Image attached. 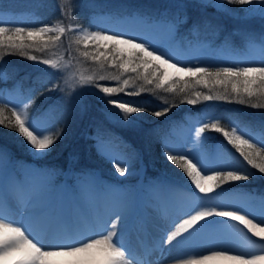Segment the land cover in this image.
<instances>
[{
  "label": "trees",
  "instance_id": "trees-1",
  "mask_svg": "<svg viewBox=\"0 0 264 264\" xmlns=\"http://www.w3.org/2000/svg\"><path fill=\"white\" fill-rule=\"evenodd\" d=\"M62 1L65 3L57 0H0L2 10L34 13L0 14V20L10 28L40 27L63 19L61 6L70 17L64 21L67 27L70 23L84 24L93 15L111 13L115 17L122 13H142L151 19L177 24L180 39L185 44L209 41L217 48L239 51L245 50L251 43H259L264 47V19L258 15L246 14L244 9L248 6L245 5L223 3L221 7H217L220 3L215 0H70L68 4L67 0ZM184 13L188 14L186 21L182 20ZM55 34L60 35L58 41H48L46 48L41 44L28 49L30 54L36 55L40 60L52 61L65 60L73 54L82 69L102 73L103 77L90 79L94 88H87L82 101L69 100L68 83L64 82L62 75L54 68L55 65H44L13 50L0 49V53H3L0 57V107L7 105L3 116L10 117V110L14 107L9 94L19 93L23 98L30 99L24 109L29 120H34L39 125L45 123L50 131H63L61 138L46 155L35 157L22 136L0 125V143L21 161H31L39 167L59 172L60 178L68 169L72 171V176H83L97 169L103 173L104 182L133 187L135 190L141 172L122 177L114 166L118 156H123L131 161L137 159L132 168L139 169L143 163L145 184L170 180L181 187L196 191L186 174L168 161L165 155L166 150L172 151V154L186 153L170 135L169 129L173 125L189 119L193 123H200L202 127L217 123L227 131L243 128L248 130V138L264 147V107L242 104L235 96L228 100L221 99L216 90L191 80L186 87L183 81L172 83L173 77L162 88L148 84L144 80L145 73L142 69L137 72H124L112 65L108 50L97 51L94 46L85 45L76 35L68 33V30L63 34ZM85 51L99 56V59L93 60L92 55L85 57ZM100 52L104 55H100ZM110 64L114 68L109 67ZM209 66L221 67L213 64ZM184 77L187 79L186 75ZM125 80L128 81L127 85L124 84ZM97 85L121 89L117 93L108 94V99L146 108L147 111L122 113L107 103ZM196 92H200L202 96L212 95L214 99L197 98ZM190 99H197V103H188ZM253 103L257 101L254 100ZM164 107L170 108L165 115H151L153 112L162 111ZM117 114L128 116L130 125H123L120 118L115 119ZM200 136L209 147L222 143L220 146L226 150L230 163V169L224 168L225 170L244 168L239 161V152L222 133L206 129ZM99 140L111 143L117 141V145L112 147L110 153L98 146ZM247 169L252 173L249 180L225 183L216 190L242 192L250 196L264 194V174L257 169ZM105 171L109 174H105Z\"/></svg>",
  "mask_w": 264,
  "mask_h": 264
},
{
  "label": "snow or ice",
  "instance_id": "snow-or-ice-1",
  "mask_svg": "<svg viewBox=\"0 0 264 264\" xmlns=\"http://www.w3.org/2000/svg\"><path fill=\"white\" fill-rule=\"evenodd\" d=\"M228 4L245 5L246 14L258 15L264 19V0H226ZM217 4V7H221ZM228 11V9H224ZM66 31L64 27H50L48 25L40 27H15L10 28L0 20V49H10L18 52L19 55L28 59L42 63L44 65H54L52 60H40L36 55L30 54L28 49H33L39 45L44 48L48 46V41H58L60 35ZM82 42L87 45L95 43L96 50L101 47L108 50V55L112 57L111 63L119 67L124 72H137L143 70L144 80L148 84H155L157 87H164L169 81L167 68L175 70L176 75L172 78V83L183 81L185 87L188 81L203 84L205 87L216 90L219 98L228 100L235 96L240 103L249 104L253 107H264V66L260 67H210L197 66L188 62V66H182L185 62L177 60L173 62V57L169 52L157 47L150 37L129 36L125 33L110 34L109 31L90 32L81 28ZM46 37V39H45ZM121 45L130 46L131 51L125 52ZM43 50V49H41ZM3 53H0L2 57ZM92 55L88 51L84 56ZM100 55H104L100 52ZM107 58V57H106ZM93 60L99 56L92 55ZM167 66V67H165ZM180 74H185L187 79ZM252 74H257L253 76ZM125 80L124 84L127 85ZM100 92L104 94L107 103L118 108L122 113L133 114L140 111H147L146 108L131 106L129 103L119 102L115 99H108V94L117 93L121 89L97 85ZM51 90V89H50ZM197 98L212 100V95H201L196 92ZM257 103H253V101ZM188 103L195 105L197 99H190ZM27 107V105H25ZM7 105L0 107V125L16 131L24 138L27 148L35 155H42L51 150V147L63 135L62 130L50 131L40 126L36 121L29 120L28 116L16 107L11 108V116L4 117L3 113ZM170 110L164 107L162 111L151 113L156 117L165 115ZM125 122H130L128 116L123 117ZM7 120V123H6ZM206 129H212L223 134L227 141L233 145L243 160L252 169H257L264 174V147L258 146L251 138L240 134L236 128L231 131L219 127L217 123L205 124L199 128L197 135L204 133ZM6 151L0 146V152ZM167 160L178 166L190 179L191 183L198 190V198L209 199V194L223 184L229 182L247 181L252 173L247 168L235 170H215L209 169L199 161L193 162L195 156L190 158L189 154H172V151L165 152ZM120 176L129 173L128 166L121 167L120 163L115 165ZM205 172L210 174L205 175ZM211 182V183H209ZM203 194V196H199ZM121 212H113L112 217L103 221L111 230H105L95 238L86 237L79 240H71L66 236L58 234L60 225L67 223V218L57 212L40 218L43 225L49 231V236L45 237L35 230L29 216L22 220H11L0 211V264H91L100 257L99 264H132L129 259L131 252L126 251L125 246L118 238L117 226L121 224ZM175 231L166 237V243L189 239L201 229L210 227L213 224L226 223L228 219L239 222L248 232L264 240V218L260 223L249 215L243 214L242 210H227L220 206L204 207L197 205L185 213ZM219 217L225 220H214ZM199 226V227H197ZM188 233V236H184ZM219 249V250H216ZM224 259L235 261L237 264H264V249L257 254H235V249L229 241H221L214 244L207 251L206 255H196L187 259L174 258L175 264H208L209 261Z\"/></svg>",
  "mask_w": 264,
  "mask_h": 264
},
{
  "label": "rangeland",
  "instance_id": "rangeland-1",
  "mask_svg": "<svg viewBox=\"0 0 264 264\" xmlns=\"http://www.w3.org/2000/svg\"><path fill=\"white\" fill-rule=\"evenodd\" d=\"M62 4L65 3L62 0H57ZM70 0L66 1V4ZM217 3L223 4L226 3V0H215ZM61 16L63 19L56 20L54 22H48L47 24L50 27H64L68 30V33H72L78 37L79 40H82L81 28L86 29L90 32L95 31H109L110 34L121 33L120 29L127 27L132 30L134 33L140 34L142 37H150L155 45L165 51H173L176 60L184 61L185 63L182 66H188V62L197 64V66H209L219 65L221 67H231V66H240V67H258V64L262 62L264 66V47L259 43L248 44L245 50L239 51V53H232L231 51H226L221 48H217L209 41L204 42H191L185 44L180 39L178 25L169 21L151 19L148 15L142 13H122L113 17L111 13H104L101 15H93L87 20L84 24H73L67 27L64 23L65 20H69L68 12L66 9L62 8ZM0 14H16V15H31L34 14L30 11L23 10H2L0 9ZM36 14V13H35ZM183 21H186L188 14H183ZM187 15V16H185ZM42 25V26H44ZM90 45L96 48L95 43H89ZM122 49L125 52L131 51L130 46L121 45ZM101 51H106L107 49L101 47ZM55 69L59 74L64 78V82L68 83V96L67 99L75 101H82L84 99L87 88L94 86L91 84V80L97 77H103L102 73L90 72L79 64L77 57L71 54L66 57L65 60L59 59L54 61ZM249 62V63H248ZM253 62V63H252ZM261 64H259L260 67ZM109 67L114 68L111 64ZM167 67V66H165ZM169 79L176 75L174 69L167 68ZM184 76L185 74H180ZM11 103L18 109V111L24 112L28 106L30 99L23 98L19 93L10 95ZM119 101V100H118ZM121 102V101H119ZM113 115V114H112ZM115 119L121 120V123L125 126H129V122H125L121 114L115 115ZM42 127L46 128L45 123H41ZM200 123H185L182 128H175L173 134H176L178 140L176 142L180 145L181 148H184L185 152L189 154L190 158L195 156L194 163L199 161L203 165H206L209 169L215 170H225L230 169L229 159L226 156V150L223 149L220 145L222 143L216 144L213 147H209L204 144L202 138L197 135L199 128H201ZM240 134L245 135L247 138L248 130H243V128H236ZM182 133V137H179L177 134ZM109 136V135H107ZM108 140V139H107ZM115 142H109L105 140H99L98 146L102 150L110 152L114 146L117 145ZM111 143V144H110ZM0 146L6 149L4 152H0V172L6 171L9 172L10 176L13 178L14 183L18 184V190L22 193H26L29 189L39 188V189H59L62 184H66L70 189L75 190V195L83 199H93L94 196L102 197L103 199H109L110 203L116 206L118 209L124 211H130L134 205L136 198H140L144 208L156 210L159 209L164 202L171 199L183 200L188 204L187 212L194 208L197 205H202L204 207H217L226 208L227 210H242L243 214L249 215L250 218L256 220L257 223H260L261 219L264 218V194L258 196H253L245 194L242 192H228V191H217L216 189L209 194L213 201L201 200L198 198V190L194 191L191 188H185L178 185L175 181H158V182H149L143 186L142 178L139 181V185L134 188H129L124 185L117 183H108L103 181V173L97 169H93L83 176L73 175L70 169L64 171L63 177H59V172H54L46 167H39L34 162L31 161H21L16 157L13 152L4 147L0 143ZM32 152V151H31ZM47 153V152H46ZM35 155V157H41L46 155ZM112 153V152H110ZM121 154V153H119ZM236 155V153H234ZM72 158V156H70ZM119 159V160H118ZM115 165L120 163L121 167L128 166L129 173L126 175H137L138 171L142 172L143 163H141L140 168H132L134 162L128 160L123 156H118ZM240 163H243L244 168H251L243 160V157L239 156ZM114 165V166H115ZM255 170V169H254ZM109 174V172H104ZM210 174L205 172V175ZM120 175V174H118ZM105 177V176H104ZM40 179V180H38ZM73 179V180H72ZM249 180V179H248ZM211 183V182H209ZM144 187V188H143ZM22 188V189H21ZM143 193H142V192ZM23 194V193H22ZM24 195V194H23ZM21 196V195H20ZM203 196V194H199ZM214 196V197H213ZM131 204V205H130ZM173 220L172 217L168 218ZM214 220L223 221L225 218L215 217ZM174 223V222H173ZM230 227H239V222L228 219V222L223 223ZM208 227L203 228V231H206ZM200 235V234H198Z\"/></svg>",
  "mask_w": 264,
  "mask_h": 264
},
{
  "label": "bare ground",
  "instance_id": "bare-ground-1",
  "mask_svg": "<svg viewBox=\"0 0 264 264\" xmlns=\"http://www.w3.org/2000/svg\"><path fill=\"white\" fill-rule=\"evenodd\" d=\"M120 32L129 36H141L130 30V26L120 29ZM167 52L175 57L173 51ZM18 187L9 172H0V211H4V215L11 220H22L31 216L33 227L45 237L49 236V231L40 218L53 213L59 212L67 218V223L59 226L58 234L71 240H79L86 237L95 238L105 230H111L103 221L114 219L113 212H121L123 215L121 224L117 226V235L126 251L131 252L129 259L132 264H175L176 257L187 259L206 255L210 247L225 240L231 243L235 254L258 255L264 249V240L248 232L241 224L238 228L223 223L213 224L206 231L201 229L187 240L178 237L180 243H166V237L175 231V227L183 218H186L187 203L176 198H169L156 210L144 208L140 198H136L130 211H124L112 205L106 198L94 196L93 199L87 200L77 197L75 190L66 184L55 190L28 189L26 193L22 192L24 195ZM85 202H88L89 206ZM170 217L173 220H169ZM184 236H188V233H184ZM99 260L100 257L96 256L91 264H99ZM208 264L237 262L216 259Z\"/></svg>",
  "mask_w": 264,
  "mask_h": 264
}]
</instances>
